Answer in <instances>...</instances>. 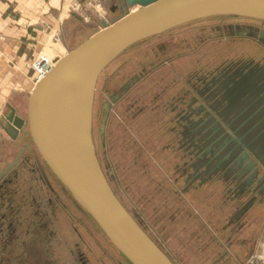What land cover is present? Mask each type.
<instances>
[{
    "label": "flooded vegetation",
    "instance_id": "af4514ba",
    "mask_svg": "<svg viewBox=\"0 0 264 264\" xmlns=\"http://www.w3.org/2000/svg\"><path fill=\"white\" fill-rule=\"evenodd\" d=\"M243 26L257 28L247 24H218L190 30L197 42L195 47L199 43L207 44L206 48L219 44V49L190 51L187 58L182 52L167 51L172 37H165L133 52L104 78L102 139L105 141L106 125L111 118L126 122L125 132L132 129L136 135L144 133L140 140L135 135L129 139L132 162L121 170L122 174L117 169L113 171L112 166H105V172L101 166L108 181L113 176L119 181L123 175L132 177V190H129L133 198L140 194L146 204H154L159 219L164 218L163 227L169 226L175 233L185 234L194 251L201 253L203 262L210 264H253L251 253L264 207V168L260 164L249 165L244 171L240 167L225 166L209 175L204 173L205 167L195 169V166H203L198 159L204 153L196 148L199 145L197 131L208 134L207 142L201 145H206L203 159L209 165L215 150L210 133L214 126L212 120L216 117L222 121L215 107L218 105L220 110V104L227 103L226 90L222 87L242 82L241 73L251 63L244 58V52H238L237 56L236 52L230 53L231 44L248 43L264 48V43L253 37L249 29L246 34L241 31ZM213 32L217 33L212 35ZM210 36L218 40L206 41ZM158 47L165 49L159 52ZM134 58L138 60L134 62ZM151 152L163 154L164 161L150 166ZM19 160L22 161L0 177V264H6L1 251L6 250L12 240L20 241L21 236L32 229L30 225L39 221L35 216V203L43 209L50 206L54 215V200L59 198L39 160L32 162L24 155ZM38 183L50 192L46 202L37 189ZM10 195L17 199L12 202ZM132 216L146 231L136 209ZM52 223L49 220L47 225ZM47 230L53 239L54 231ZM63 259L58 258V261L64 264L67 260ZM78 260H82L81 252H78Z\"/></svg>",
    "mask_w": 264,
    "mask_h": 264
},
{
    "label": "water",
    "instance_id": "95a60500",
    "mask_svg": "<svg viewBox=\"0 0 264 264\" xmlns=\"http://www.w3.org/2000/svg\"><path fill=\"white\" fill-rule=\"evenodd\" d=\"M136 5L139 8L132 11ZM118 8L122 15L111 22L103 19L102 29L59 59L36 84L28 97L29 130L55 176L132 264H175L122 204L101 167L92 138L99 76L131 45L182 24L219 15L264 21V0H123ZM240 28L244 34L249 29L264 43V30ZM241 74L243 81L234 85L237 87H222L227 103L220 104V110L215 107L222 121L212 120L215 150L209 165L203 159L206 145H201L208 134L197 131L196 148L204 151L198 159L203 166H195L197 171L205 167L204 173L209 175L225 166L243 171L249 165L264 168V63L251 61ZM7 121L6 130L16 139L26 120L12 108Z\"/></svg>",
    "mask_w": 264,
    "mask_h": 264
},
{
    "label": "rangeland",
    "instance_id": "374dc122",
    "mask_svg": "<svg viewBox=\"0 0 264 264\" xmlns=\"http://www.w3.org/2000/svg\"><path fill=\"white\" fill-rule=\"evenodd\" d=\"M122 2L123 0H110L108 1V4H104L105 10L98 12L93 11L91 9L92 6H80L79 0H77L78 7H76V9L70 8L71 12H73L74 19L72 20L71 28L68 30V42L63 43L55 40L54 42L48 43L43 47L36 61H40L49 56L51 61L57 62L65 53H68L99 31V27L103 28V26L100 25V19L94 17V14H96V16L100 14L101 20L106 19L111 22L117 16L122 15L121 10L118 8ZM66 9L70 10L68 9V4H66ZM218 24H247L253 25L259 29H264L263 20L246 16L219 15L194 20L131 45L102 71L95 91L92 138L97 157L105 172V166H109L108 168L112 166L113 171L117 169L119 173L122 174L121 170H125V167L130 166V163L132 162L133 153L131 145L129 144V139L135 135L138 140H140V137L144 135V133L136 135L137 133H135V131L132 132V129L130 132H128L129 130L125 132L124 130L127 127L126 122L121 119V121H119L121 124L119 128V126H117V119L111 118L108 120L107 125L106 121L104 122L107 126V134L105 136V141L102 139L100 133L101 101L104 97L103 86L105 76L111 73L120 62L127 59L133 52L143 49L146 45L164 40L165 37L173 38H170V47L166 48L167 51L182 52L183 56H186V58L191 55L190 51L205 52L208 50L219 49L217 48L219 47V44H216L214 47L210 45L212 48L210 46L206 48L205 45L207 44L203 45L204 43H199L197 47H195L194 45H196L197 42L195 41L196 39L193 38L194 33L189 32L190 30L194 31L201 27L215 26ZM216 33L217 32H213L212 35ZM217 40V37L210 36L206 41L216 42ZM255 45L256 44L241 43L237 46H233V44H231L229 51L230 53L236 52V56L239 53L244 52V58H247L254 63H264V48ZM49 47L50 50L47 51V48ZM161 49L162 48L160 47L157 48L159 52H161ZM164 49L165 48H163L162 51ZM136 60L138 59H133L134 62ZM188 61L189 59L186 60V62ZM132 66L133 65L130 67ZM32 68L34 70V65H32ZM34 83L33 86L35 85ZM112 90L115 89L112 88ZM7 110L9 111V108H7ZM15 113L17 116L26 120V123L21 130L22 143L11 150L5 147L0 150V172L3 169L8 168L19 153L25 148L22 155L32 162H37V160H39L44 165L59 198L55 197L54 200V215L52 214L50 206L47 205V207L43 209L42 207H38L39 203H35V216L40 219L34 224H27H31L30 227H32V229H29V232L23 234L20 241L12 240L10 246L7 247L6 250L1 251L2 256L4 254L5 263L63 264L58 261V258L61 260L66 258L67 261L64 264H132L114 246L92 216L76 201L71 192L55 176L40 155L37 147L32 142L29 130L27 118L28 99L23 98L22 103L16 107ZM150 156L152 157L149 159L152 163H150V166H153V162L164 161L165 158L163 154L160 155L152 152ZM150 156L147 153V157L150 158ZM21 161L18 160L17 162ZM114 167L116 168L114 169ZM123 176V181H119L114 176L112 180H109L113 191L131 214L133 213V210H137L140 216V223L146 225L145 229L147 233L159 243L166 253L169 254L172 261L175 264H210L208 262H203L201 253L199 251H194V247L187 242V236L185 234L175 233L169 228V226L163 227L164 223L161 221L164 220V218L159 219V213L155 212L153 208L154 204H146V199L143 200L140 194H136L133 198L132 193L129 190L131 188L132 177ZM37 189L41 191L40 194L44 197L45 201L50 192L42 188L39 183L37 184ZM10 198L12 202H14L16 197L10 195ZM45 211L48 213H44ZM49 220L53 221V223L48 226L47 222ZM51 228L55 233L53 239H51L52 237L49 236L47 230ZM187 234L190 233L188 232ZM78 252L82 253V260H78ZM251 254L254 255L251 259L253 264H264V207L261 209L260 223L257 226L256 232V242L252 248Z\"/></svg>",
    "mask_w": 264,
    "mask_h": 264
},
{
    "label": "crops",
    "instance_id": "0c3cea01",
    "mask_svg": "<svg viewBox=\"0 0 264 264\" xmlns=\"http://www.w3.org/2000/svg\"><path fill=\"white\" fill-rule=\"evenodd\" d=\"M108 1L79 0V3L99 12L105 10L104 4ZM94 15L103 20L100 14ZM73 19V12L66 9L63 0H0V150L4 147L11 150L22 143L21 131L13 139L6 130L11 109L16 112V107L23 98L28 99L35 87L32 65L43 47L55 40L68 42L67 34ZM48 57L46 63H50ZM120 125L117 122L119 128Z\"/></svg>",
    "mask_w": 264,
    "mask_h": 264
},
{
    "label": "built area",
    "instance_id": "2783aa9c",
    "mask_svg": "<svg viewBox=\"0 0 264 264\" xmlns=\"http://www.w3.org/2000/svg\"><path fill=\"white\" fill-rule=\"evenodd\" d=\"M66 4H68V6L72 9H76V7H78L77 5V0H63ZM53 64V62L51 63H46L45 58L40 60V61H36L34 62V70L36 72V83L38 82V80H40L45 74L46 72L49 70L50 66Z\"/></svg>",
    "mask_w": 264,
    "mask_h": 264
},
{
    "label": "bare ground",
    "instance_id": "6f19581e",
    "mask_svg": "<svg viewBox=\"0 0 264 264\" xmlns=\"http://www.w3.org/2000/svg\"><path fill=\"white\" fill-rule=\"evenodd\" d=\"M137 8H139L138 5L134 6L133 9H132V11H135ZM60 59H61V58H60ZM48 60L50 61V63L53 62V61H51V59H48ZM56 63H57V62H53L54 65H51L50 68L54 67V66L56 65ZM50 68H49V69H50ZM48 71H49V70H48ZM48 71H47V72H48ZM47 72H46V74H47ZM46 74H45V75H46ZM45 75H44V76H45ZM44 76H43V77H44ZM43 77H42V78H43ZM42 78H41V79H42ZM41 79H40V80H41ZM40 80H38V82H39ZM38 82H37V83H38ZM37 83H36V84H37ZM35 86H36V85H35ZM33 89H34V88H33Z\"/></svg>",
    "mask_w": 264,
    "mask_h": 264
}]
</instances>
